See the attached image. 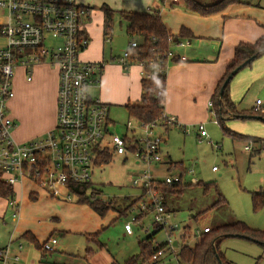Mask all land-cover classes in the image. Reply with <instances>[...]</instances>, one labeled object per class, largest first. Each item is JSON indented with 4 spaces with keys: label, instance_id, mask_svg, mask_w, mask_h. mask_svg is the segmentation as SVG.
Instances as JSON below:
<instances>
[{
    "label": "rangeland",
    "instance_id": "374dc122",
    "mask_svg": "<svg viewBox=\"0 0 264 264\" xmlns=\"http://www.w3.org/2000/svg\"><path fill=\"white\" fill-rule=\"evenodd\" d=\"M83 1L95 6L92 8L91 27L97 31L103 28V11L100 7L104 2L111 3L113 6L124 5L126 9L130 6H141L143 2V0ZM157 1L153 0L154 3ZM249 1L264 3V0ZM130 10L134 9L130 8ZM6 15L7 12L0 8V23L4 22ZM125 25L126 21L117 13L113 21L112 39L104 37L108 56L111 50L112 55H118L127 48L130 37L126 33ZM256 60L239 71L229 85L230 97L241 109H251L258 98L264 101V61ZM32 75L33 80L28 81L24 71H17L14 78V90L16 95L21 86L32 84L31 95L33 96L30 108L33 114V125L38 131H44L38 134L39 136H34L38 139L43 138L57 124L59 74L55 67L45 64L36 66ZM41 86L43 89L40 91ZM15 97L9 103L10 108ZM261 107L264 112V106ZM55 113V126L46 131L41 130L51 122ZM11 115L14 117L13 111ZM110 117L115 122L112 130L119 135L126 133L129 119L137 123L122 105L111 107ZM14 118L18 122V119ZM214 120L217 118L213 112H209L208 118L203 120L208 132V137L205 138L199 137L197 125L186 127L169 125L168 131L162 127L156 129V132L162 134L165 139L161 147L163 156L168 154L174 162L183 161L184 165L194 170V174L185 175V183L190 182L191 176L197 177L200 182L187 185L181 194L171 193L166 196L168 205L174 212L170 218L171 223L178 224L180 228L189 227L195 230L204 225L215 227L222 223L241 220L252 228L263 229L264 201L256 207L253 193H260V196L264 194V153L255 154L252 153L254 150L252 152L246 150V144H252L253 149L259 144L224 133L219 122ZM224 124L240 134L264 138L263 120L233 118L226 119ZM164 161H167L166 164L169 159H164ZM165 164L161 165V169L159 164H154L151 174L158 179H164L169 175L174 176L177 172L167 169ZM214 166L216 170H213ZM143 170V164L136 163L133 157L125 158L122 155H115L109 163L96 165L92 170L91 182L93 187L99 191L101 198L114 200L119 206L124 204V199H127L126 204L133 199L137 200L123 211V213L128 212L126 216H120L112 209L104 216L99 215L86 203L78 202L73 193L69 198L54 196L37 184L27 182L29 188L33 187V190L38 192V199L33 203L34 207L26 209L25 220L15 232L19 237L18 242L24 244L23 250L30 249L28 240L20 236L22 231H25L24 227L39 228L40 234L37 235L41 243L43 242L42 237H48L50 234L48 231L51 229L53 230L51 236L57 237L60 243H65L68 251L86 255V249L90 245L93 248L88 255L91 264H124L132 255L139 254V240L154 232V215L151 212L145 211L147 215L139 221L135 222L132 219L135 216L138 217L137 209L143 198L140 197L142 189L133 185L132 181ZM208 183L212 185L205 190L204 185ZM29 192L30 190L26 193L28 201L22 199V206L27 202L30 204L34 202ZM223 196L226 202H219ZM13 220L12 210L8 207L5 214L0 216V223L3 225L7 223V227L13 230L15 225ZM127 221L132 223V234H128L125 230ZM92 233L104 245L103 248H99L91 241L87 245L88 234ZM166 238L167 230L162 229L155 235L153 244L163 242ZM195 242L196 238L188 239L189 244H195ZM55 247L58 248V245ZM219 247L233 264H264V246L252 240L239 236H227L221 240Z\"/></svg>",
    "mask_w": 264,
    "mask_h": 264
},
{
    "label": "built area",
    "instance_id": "2783aa9c",
    "mask_svg": "<svg viewBox=\"0 0 264 264\" xmlns=\"http://www.w3.org/2000/svg\"><path fill=\"white\" fill-rule=\"evenodd\" d=\"M0 8L7 12L4 22L0 23L1 179L12 186L30 180L52 195L61 196L65 189L71 192L68 183L91 180L92 170L101 156L133 157L144 166L143 172L132 181L142 189L140 196L143 198L137 210L139 214L151 212L153 223L167 230L166 240L156 242V246L164 244L165 248H160L147 264H162V257L166 255L171 256V264H182L179 245L186 227L171 223L173 213L165 206L158 183L184 181V176L177 172L174 176L158 179L151 174L154 164L165 162L161 149L164 138L156 132L164 125L159 122L134 123L129 119L126 133L119 135L112 130L115 122L109 117V105L100 97L91 95V89L100 86L104 67V62L84 60L81 56L90 45L85 23L92 14L91 7L79 0H0ZM186 43L181 41L177 44ZM135 46L137 41H130L129 47L117 60L125 68L132 65L128 60L129 48ZM174 54L175 51L170 50V57ZM184 59L182 56L181 60ZM45 64L55 67L59 74L57 124L43 138L18 142L14 137L18 123L11 115L9 105L15 96L16 72L24 71L26 79L31 81L33 69ZM168 67V63L162 65L161 62L159 72L167 71ZM141 73L143 77L155 78L143 67ZM209 105L212 106L213 102ZM261 106L262 100L258 98L254 110L263 112ZM162 116L166 118L167 125L181 126L165 109ZM197 128L201 138L208 137L203 122H199ZM252 146L247 144L245 149L253 150ZM261 149L264 153V142ZM188 171L191 173L193 169ZM189 180L194 184L198 182L194 176ZM9 205L13 209V217L18 218L20 207L16 200H9ZM132 219L139 221L137 216ZM189 229L196 239L210 231L209 226ZM125 230L128 234L133 233L130 221L125 223ZM57 241L51 237L43 243V248L53 251ZM18 246L22 247V243L18 242ZM9 258V246L0 249V264H8ZM13 258L17 261L20 256L15 254Z\"/></svg>",
    "mask_w": 264,
    "mask_h": 264
},
{
    "label": "crops",
    "instance_id": "0c3cea01",
    "mask_svg": "<svg viewBox=\"0 0 264 264\" xmlns=\"http://www.w3.org/2000/svg\"><path fill=\"white\" fill-rule=\"evenodd\" d=\"M79 1L82 4L90 6L91 9L95 7L91 6V4L85 3L83 0ZM198 1L204 4H212L218 0ZM104 4H107L117 11H120L119 8H124L121 10L126 11H130V8L134 9L132 11H155L161 16L166 27L173 34H178L182 27L188 28L193 33L192 38L183 40L187 42L186 44L174 45L173 50L175 51V53L180 57L184 56L185 59L176 63H170L166 75L165 112L168 115L175 116L177 122L181 124V127H186L189 125L196 126L199 122H203L204 119L208 118L209 112H212L213 108V105L210 106L209 102L213 101L216 88L225 73L228 63L234 55L235 47L240 42H254L259 37L264 35V3L261 1L240 0V2L229 4L219 12L207 15H202L198 12L191 11L186 7L184 0H178L177 2H174L172 0H168L167 2H165L164 0H158L155 3L153 2V0H143L141 6H130L128 7L129 9H126L124 5L113 6L111 3L105 2L102 5ZM91 20L92 18L90 16L85 23L86 30L90 37V45L82 52L81 56L84 60L104 62V67L101 71L100 86L98 88L91 89L90 93L93 96L100 97L109 105L110 117L111 107L119 105L125 107L128 103H138L141 100L143 93V76L141 73L142 66L139 64H132L128 68H125L117 61L122 57L124 51L129 47V43L131 40H133V38H130L127 48L124 49L121 54L112 55L111 50L110 56H108L106 54V48L104 45V37L107 36L112 39V33L106 35L104 32V12L103 28L100 31H97V29L91 27ZM125 26L126 33L128 34L127 22ZM128 36L130 37L129 34ZM177 48H179V50ZM257 60L264 61V54L258 57ZM31 85L32 84L28 83L26 86H21V88H19V85V90L16 93V97L12 101L11 105L14 117H16L19 122H17L18 125L14 131V135H16L15 138L24 142L33 140L35 139V135L39 136L38 134L44 132L38 131V129H36L33 125V114L31 113L30 108V101L33 96L31 95ZM42 89L43 87L41 86L40 91ZM233 101L235 102V100ZM256 101L251 109H241L239 105H237V108L239 110L253 111L256 106ZM262 106H264V101H262ZM261 113L264 114V112ZM233 118L235 117L229 115L228 119ZM55 123L56 113L55 116L52 117L51 122L41 130L46 131L50 128H53L55 126ZM164 129L168 131L169 125L164 127ZM228 129L232 132L230 134H234L233 136L235 137L246 136L230 128ZM248 151L252 152L253 150ZM252 153L256 154V152L254 151ZM164 158L170 159L168 163H162L167 165L168 169L169 163L173 160L168 154H166ZM135 162L138 163L136 160ZM162 164H159L160 169ZM182 164L184 165L183 161ZM184 167L187 170L185 175L194 174V170L193 172L189 173V166L184 165ZM185 175L184 183L186 182ZM27 182L36 184L30 180H24L13 186L15 191V200L20 207V214L18 218L13 217V209L9 205V200L0 196V216H3L7 208L9 207L12 210V217L14 219L13 221L15 222L13 230L11 227L10 229L9 227H7V223H5L4 225L0 223V249L9 246L10 258L8 264H91L88 257L91 251L90 253L87 251L88 248H91V250H93L90 245L86 249V255H83L82 253L76 254L68 251L65 248V243H60L58 239L56 244L58 245V248L55 247L53 251L47 252L45 257L46 262L40 261L42 257V251L38 247H36L34 242L27 236L23 237L28 240L30 249L26 251L23 250L24 244H22V247L18 246L17 242L19 240V237L15 232L19 228L21 222L25 220L26 209L34 207L33 203H35V201L38 199V192L33 190V187L32 189L29 188V186H27ZM42 189L47 192L46 189ZM26 190H30L29 195L31 199L34 200V202H32L31 204L30 202H27L22 206V199L28 201L26 200ZM71 194V192H67V190H64L63 194L59 197L69 198L71 197ZM168 209L174 214L173 210L170 207H168ZM204 227L206 226L204 225L198 228L201 229ZM24 230L25 231H22L20 236H22L24 232H29L41 243V239L37 235L38 233L40 234L39 228L36 229L31 227H24ZM48 232H50L48 237H42L43 242L51 237H55L51 236L53 235V230L49 229ZM94 235L95 234L93 233L88 234V238L86 240L87 245L89 244L88 242L91 241L92 243H95L99 248H103V244H101L96 239V236L91 238V236ZM15 254H18L20 256L17 261H15L13 258ZM161 262L162 264H171V256H163Z\"/></svg>",
    "mask_w": 264,
    "mask_h": 264
},
{
    "label": "trees",
    "instance_id": "16d2710c",
    "mask_svg": "<svg viewBox=\"0 0 264 264\" xmlns=\"http://www.w3.org/2000/svg\"><path fill=\"white\" fill-rule=\"evenodd\" d=\"M235 2H240V0H218L212 4H204L198 0H184V3L188 9L198 12L202 15L219 12L229 4ZM101 9L104 12L105 34L108 35L112 33L114 17L117 13L121 15V17L127 22V32L130 35V38H133V40L137 41V46L129 48L128 60L130 64H141L144 71L147 73H152L155 76L154 79L142 77L143 93L141 100L138 103H128L125 106L129 116L141 123L159 122L166 127L168 123L166 118L162 116V112L165 109L167 71L159 72V65H161V62L162 65H165L167 63L170 64L181 61V57L178 54H174L170 57L169 52L173 49L175 44L183 41L184 39L192 38L193 33L188 28L182 27L178 34H173L170 30H168L161 16L155 11H117L107 4L102 5ZM263 49L264 35L259 37L254 42H240L235 47L234 55L226 67L225 73L216 88L212 101V111L214 112L217 121L222 126L224 133H232L224 124V121L229 118V115L242 114L244 115L243 118H254V116L262 114L255 110H239L237 108V104L232 101L230 97V83L225 87L222 99H219V96L220 89L232 70L243 63L247 58ZM263 54L264 52L259 54V56H257L255 59L262 56ZM253 61L247 66L251 65ZM237 137L245 139L249 142L258 143L259 146L255 147L253 150L256 153H261V145L264 142V138L248 136ZM111 159V156L105 154L97 160L96 164L99 165L101 163H109ZM168 169H173L176 172H179L182 177L187 171L182 162L174 161L169 163ZM199 183L200 182H197L195 184ZM191 184L192 183H184L183 181L173 182L172 184H166L163 181L158 183L160 186L159 192L164 198V204L167 209L169 206L166 196L171 193L181 194L184 188ZM211 185V183L205 184L204 189L208 190ZM67 186L71 193L77 197L78 202L86 203L90 208L102 216H104L111 209L118 211L120 216H126L128 212L125 211V213H123V211L127 210L128 207H130V204L137 201L136 199H133L129 201L128 204H126L127 199H124V204L119 206L114 202V200L101 198L98 194L99 191L93 187L91 180L85 182H70L67 184ZM259 194L260 193L257 192L253 193V200L256 207L264 201V194L261 196ZM0 196L8 200L15 199V191L13 186L7 184L1 179V177ZM223 201L226 202V198L224 196L219 199V202ZM146 215L147 214L145 213H141L138 215V219H143ZM153 227L154 232L152 234H149L139 240V254L132 255L124 262V264H147L151 261L153 255L156 254L160 248H165L164 244L161 246H156L153 244L155 235L164 228L154 223ZM209 230V232L201 234L196 239L195 244H189L188 239L192 237V233L189 227L185 228L184 233L181 235V243L179 245V256L181 258L182 264H232V262L226 258L223 251H221L219 247L221 239L225 237V234H230V236L237 235L245 237L264 246V228H252L241 220H236L230 223H222L215 227L209 226ZM23 236H27L34 242L36 247L42 251V257L40 261L46 262L45 257L49 251L43 248V243L45 241L40 243L38 239L29 232H24L22 234V237ZM95 236L96 235L91 236V238ZM213 245L216 246V251L219 254V257L217 256ZM87 251L90 253L91 248H88Z\"/></svg>",
    "mask_w": 264,
    "mask_h": 264
},
{
    "label": "water",
    "instance_id": "95a60500",
    "mask_svg": "<svg viewBox=\"0 0 264 264\" xmlns=\"http://www.w3.org/2000/svg\"><path fill=\"white\" fill-rule=\"evenodd\" d=\"M264 52V49L263 50H260L259 52H257L256 54L252 55L251 57L247 58L243 63H241L239 66H237L234 70H232V72L229 74V76L225 79L221 89H220V96H219V99H222V96H223V93H224V90H225V87L230 83L231 79L234 77V75H236L241 69H243L245 66H247L250 62H252L257 56H259V54L263 53ZM232 117H235V118H243L244 115L242 114H236V115H231ZM254 118H258V119H262L264 120V116L262 115H257V116H254ZM225 237L227 236H230V234H225L224 235ZM175 245H177V241L175 242ZM214 246V250L215 252L217 253L216 251V246ZM217 256L219 257V254L217 253Z\"/></svg>",
    "mask_w": 264,
    "mask_h": 264
}]
</instances>
